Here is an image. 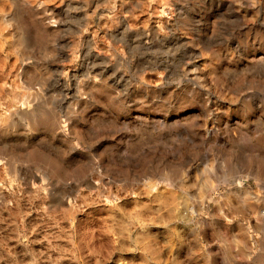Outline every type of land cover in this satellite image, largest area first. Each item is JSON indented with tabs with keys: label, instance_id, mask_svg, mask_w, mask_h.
Instances as JSON below:
<instances>
[{
	"label": "rangeland",
	"instance_id": "1",
	"mask_svg": "<svg viewBox=\"0 0 264 264\" xmlns=\"http://www.w3.org/2000/svg\"><path fill=\"white\" fill-rule=\"evenodd\" d=\"M0 264H264V0H0Z\"/></svg>",
	"mask_w": 264,
	"mask_h": 264
}]
</instances>
